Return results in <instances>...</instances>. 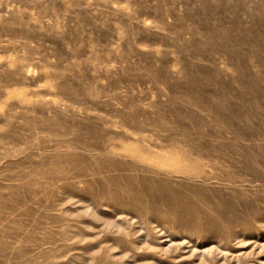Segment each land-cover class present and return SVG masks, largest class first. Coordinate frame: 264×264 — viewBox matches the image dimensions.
<instances>
[{
    "label": "rangeland",
    "instance_id": "374dc122",
    "mask_svg": "<svg viewBox=\"0 0 264 264\" xmlns=\"http://www.w3.org/2000/svg\"><path fill=\"white\" fill-rule=\"evenodd\" d=\"M0 264H264V0H0Z\"/></svg>",
    "mask_w": 264,
    "mask_h": 264
}]
</instances>
